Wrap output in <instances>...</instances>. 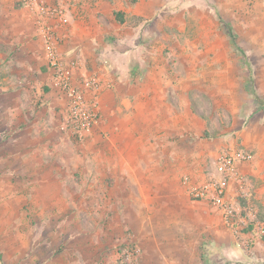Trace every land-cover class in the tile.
Masks as SVG:
<instances>
[{"label":"rangeland","instance_id":"1","mask_svg":"<svg viewBox=\"0 0 264 264\" xmlns=\"http://www.w3.org/2000/svg\"><path fill=\"white\" fill-rule=\"evenodd\" d=\"M35 1L63 12L48 19L57 47L74 32L92 35L98 68L159 97L156 116L169 122L170 108L173 135L156 144L143 183L103 175L100 143L64 126L65 96L39 74L34 14L0 0V264H264V109L244 91L247 68L225 28L264 100V0ZM87 61L77 82L66 72L82 90ZM38 87L63 103L46 120L31 113ZM169 146L168 170L157 157ZM239 152L246 158L221 171L218 158ZM205 186L222 190L229 220L195 197Z\"/></svg>","mask_w":264,"mask_h":264},{"label":"crops","instance_id":"2","mask_svg":"<svg viewBox=\"0 0 264 264\" xmlns=\"http://www.w3.org/2000/svg\"><path fill=\"white\" fill-rule=\"evenodd\" d=\"M75 33L76 32H74V37L69 40L65 39L58 45V51L64 62L65 70L70 75L72 82H77L79 74L86 76V70L80 67L81 65H85L86 60H88L87 63L89 64L87 66L93 68V72L88 73V76L92 78L95 77L96 80L99 81L100 120L98 125L87 133H91L93 136L92 139L94 138L96 143H100V149L94 150L97 153L95 157L96 167L102 171L103 175L106 174L110 178L119 177L124 178V180L121 179V181L124 182L143 183L145 181L144 179H147V177H145L146 169H155L156 167V163L151 162V155L155 156L157 154L156 144H161L162 142L164 144L167 142L171 144L170 141L173 135V127L169 123L172 120L171 110L168 108L169 122L166 118V110V113L163 115L160 114L161 116L157 118L155 112L156 107L153 103H156L157 106V103H161V99L156 96L149 97L148 94L142 96L141 94L144 90H142L140 85L136 86L133 82L131 83L127 80L122 82L115 81V78L113 79L112 76H110L106 67H104L106 71L103 69L104 72H106L105 75L104 72L101 71L102 68H98L93 36H89V33L83 34V31H80V33L77 32L76 35ZM35 41H37L36 43L41 47L37 57L40 65L39 74L46 75L48 85H54L51 72L49 70L47 71L48 68L43 43L38 36ZM96 41L100 44L98 38ZM32 55L34 57L35 53L32 52ZM43 66L46 68V72ZM97 73L100 76H98ZM29 79L30 78L27 77L26 80L29 81ZM31 85L33 84H30V87ZM27 86L29 87V84H27ZM39 89L38 87L37 93L39 97L42 96L41 99L43 101L40 104V108L36 112L31 113H40L44 117L43 119L46 120L47 115L55 113V108L58 106L56 102L60 104L59 106H62L63 103L60 99H52L50 97L52 94L50 90L48 91L44 88L41 94L39 93ZM45 91H47V93H45ZM27 93L29 94V92ZM147 101H149L150 104L149 112L146 111L147 107L145 108ZM168 101H170V97ZM166 102L167 97L164 103ZM162 117H164V119ZM32 119L34 118L28 116V122L30 121L29 124L35 122V120L31 122ZM40 120L42 119H38V123ZM158 120L163 121L162 127H159V125L157 126L156 122ZM41 123L43 124V122ZM180 128L182 130L183 127ZM157 137H161L163 140L157 141ZM146 143L150 145L148 150L141 148L143 145H146ZM169 148L168 150L165 149L164 152L157 157L159 163L162 158L164 159V167L168 170L173 167L175 158L171 151V146H169ZM107 152L109 155H107ZM105 160H108L107 164H104ZM138 177H142V180H139Z\"/></svg>","mask_w":264,"mask_h":264},{"label":"built area","instance_id":"3","mask_svg":"<svg viewBox=\"0 0 264 264\" xmlns=\"http://www.w3.org/2000/svg\"><path fill=\"white\" fill-rule=\"evenodd\" d=\"M34 14L37 24V36L41 39L44 47V54L48 70L54 86L62 91L66 99L65 112L63 116L64 126L71 132L83 136L94 129L100 120L99 113V81L96 78L86 80L82 90L71 84L66 73L64 62L58 51L54 31L48 24V19L60 20L63 12L55 7H46L35 0H18ZM243 152L237 154L221 155L218 158V165L221 171L230 172L236 161L244 160ZM222 190L214 186H205L201 191L195 192V197L209 199L214 205L224 208L226 221L233 216L232 209L222 195Z\"/></svg>","mask_w":264,"mask_h":264},{"label":"trees","instance_id":"4","mask_svg":"<svg viewBox=\"0 0 264 264\" xmlns=\"http://www.w3.org/2000/svg\"><path fill=\"white\" fill-rule=\"evenodd\" d=\"M21 4H17L16 7H20ZM121 21V20H120ZM226 28V34L228 35V37L230 38L231 41V45L234 48V50L237 52L236 56L238 59V62L240 64V66L242 68H247V79H246V85L244 87V91L247 95V97H249L251 99V102L258 106L259 108L264 109V100L261 99L255 92L254 88H253V78H252V71L251 69L248 68V63L246 61V59L244 58V56L241 54V51L239 49V47L237 46V44L235 43L236 41V36L234 35L232 29L229 26H225ZM247 106L245 105L244 108L241 109L242 114H246L247 112ZM262 240H264V237H262Z\"/></svg>","mask_w":264,"mask_h":264}]
</instances>
